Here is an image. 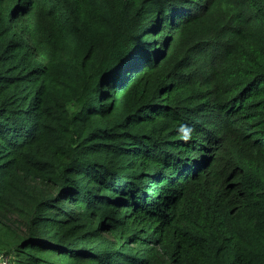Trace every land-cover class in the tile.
<instances>
[{"label": "trees", "instance_id": "1", "mask_svg": "<svg viewBox=\"0 0 264 264\" xmlns=\"http://www.w3.org/2000/svg\"><path fill=\"white\" fill-rule=\"evenodd\" d=\"M0 258L264 264V0H0Z\"/></svg>", "mask_w": 264, "mask_h": 264}, {"label": "clouds", "instance_id": "2", "mask_svg": "<svg viewBox=\"0 0 264 264\" xmlns=\"http://www.w3.org/2000/svg\"><path fill=\"white\" fill-rule=\"evenodd\" d=\"M186 129H188V126L187 125H182L181 126V131H184V130H186ZM189 137H187V136H185L184 137V139H188Z\"/></svg>", "mask_w": 264, "mask_h": 264}, {"label": "built area", "instance_id": "3", "mask_svg": "<svg viewBox=\"0 0 264 264\" xmlns=\"http://www.w3.org/2000/svg\"><path fill=\"white\" fill-rule=\"evenodd\" d=\"M2 263H7V264H9L7 261H5V260H3V259L0 258V264H2Z\"/></svg>", "mask_w": 264, "mask_h": 264}, {"label": "rangeland", "instance_id": "4", "mask_svg": "<svg viewBox=\"0 0 264 264\" xmlns=\"http://www.w3.org/2000/svg\"><path fill=\"white\" fill-rule=\"evenodd\" d=\"M2 264H7V263H2Z\"/></svg>", "mask_w": 264, "mask_h": 264}]
</instances>
